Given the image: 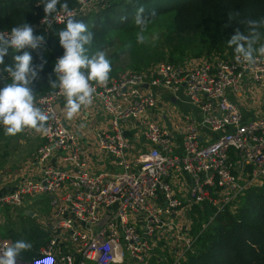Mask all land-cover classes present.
Listing matches in <instances>:
<instances>
[{"label":"built area","instance_id":"1","mask_svg":"<svg viewBox=\"0 0 264 264\" xmlns=\"http://www.w3.org/2000/svg\"><path fill=\"white\" fill-rule=\"evenodd\" d=\"M105 1L79 0L70 9L77 17ZM202 56L125 70L104 86L92 82V102L110 117L94 142L114 156L113 171L87 168L86 146L65 121L59 89L36 98L50 117L47 130L31 168L0 171V216L27 195L50 193L51 237L17 264H175L196 239L193 206L207 200L220 209L264 180V57L248 65L226 52ZM157 88L194 108L180 112L172 127L158 123L149 113ZM128 120L144 124L149 143L134 159L123 132ZM55 152L68 165L47 164ZM10 244L0 235V248Z\"/></svg>","mask_w":264,"mask_h":264},{"label":"trees","instance_id":"2","mask_svg":"<svg viewBox=\"0 0 264 264\" xmlns=\"http://www.w3.org/2000/svg\"><path fill=\"white\" fill-rule=\"evenodd\" d=\"M64 2L69 8H74L79 0H61V3ZM140 5L144 6L146 13H155L152 18L168 11L172 12V16L168 28L159 36V47L156 41L153 44L146 40L142 44L137 43L136 39L127 42L126 50L134 59L130 68L135 70L161 60L177 63L187 52L208 57L224 52L235 54L227 45L228 39L237 29L247 34V20L264 19V0H107L94 11L77 16L94 33L92 44L86 46L87 54L110 49L114 44L112 37L123 34L125 30L132 32L136 29L134 19ZM57 7L59 9V5ZM43 8L40 0H0V30H11L26 23L33 27L35 35L45 38L38 49L25 48L16 53L9 48L4 63L0 64V87L11 82L5 69L13 64V56L28 51L33 57V65H43L42 69H38V78L31 84L36 98L55 90L49 80L57 79L53 71L56 57L64 52L58 36L64 25L59 22L41 23L45 16ZM258 31L261 38L257 47L264 43V24ZM121 46L122 42L117 48ZM116 50L113 56L117 55ZM112 64L113 61L109 78L122 69H116ZM193 207L191 233L196 235V239L186 257L178 259L175 264H264V180L260 185L247 187L230 205L220 209L207 200ZM211 215L212 219L208 220ZM33 230H37L34 224L25 226L19 234L11 237L12 244L25 240V237L32 239ZM32 246L34 248L21 256L35 255L37 244Z\"/></svg>","mask_w":264,"mask_h":264},{"label":"clouds","instance_id":"3","mask_svg":"<svg viewBox=\"0 0 264 264\" xmlns=\"http://www.w3.org/2000/svg\"><path fill=\"white\" fill-rule=\"evenodd\" d=\"M44 5L45 16L43 23L55 15V20L64 25L58 31L59 44L64 49L54 65L56 80H49L52 89H59L65 99V118L71 120L82 107L86 108L92 103L96 88L92 85L104 86L109 81L111 61L104 51H97L88 55V48L94 39V33L82 20L77 19L67 2L61 0H40ZM59 5V9L58 6ZM62 11L63 15L58 13ZM154 12H147L143 5L136 9L134 23L139 31L136 33L137 43L145 42V31L151 22ZM244 21H242L243 23ZM248 32L245 34L239 29L227 41L235 53L237 62L248 65L255 64L257 56L264 57V43L260 41L259 27L264 19L259 21L249 19L246 21ZM42 35H35L31 25L22 23L13 27L9 32L0 31V64L9 48L20 53L25 48L38 49L44 44ZM33 57L28 51L13 56V64L5 71L11 78L10 83L0 87V126L4 127L5 134L15 136L25 128L37 132L46 131L49 115L37 106L36 96L31 84L38 78V69L43 65H33ZM31 242L23 239L0 248V264H17V259L23 252L30 251Z\"/></svg>","mask_w":264,"mask_h":264},{"label":"crops","instance_id":"4","mask_svg":"<svg viewBox=\"0 0 264 264\" xmlns=\"http://www.w3.org/2000/svg\"><path fill=\"white\" fill-rule=\"evenodd\" d=\"M201 57L203 56H197V58ZM156 94L157 106L154 109H150L149 113L151 117L155 118L158 123L164 126L172 127L173 122L177 120L180 112H189L194 108L187 102L179 103L166 90L157 88ZM240 106L242 108V111H244V106L242 104H240ZM248 114L249 111H244L245 116H247ZM65 121L69 128L74 131L76 137H79L80 140L83 141L86 146L88 163L87 168L91 172H96L100 170L113 171L115 169L114 156L111 153L99 150L94 142V137H96L97 131L101 129H106L108 123L110 122L109 115L106 114L97 103L92 102L88 107H82L81 110L71 120L65 118ZM29 130L33 133H37L36 136L42 137L43 141V136H41V132H37L34 129ZM143 131L144 124L139 120L123 121V132L125 135V139L128 143L127 155L129 159H134L137 155L149 148V143L145 140ZM173 139L174 142L181 141V137H178L177 133H174ZM205 141L206 140H203V142ZM177 148H180V144L177 146ZM60 157V153L55 152L48 159H46V163L51 164L53 166L68 165V163L62 161ZM24 201L23 203H25ZM37 207L38 204L35 205V208ZM26 210H31L33 211V216L36 215L35 209L27 207L25 209V213ZM13 211L15 210L8 209L6 210V212L2 213V215L0 216V222L5 218L6 215H8V213L11 214ZM51 211L52 208L47 214H45V216L39 218L35 217V227L37 230H33L34 232L32 231V238H37V243L39 244V247L45 244L48 241L49 237H51V226L49 225V219H47ZM39 222L41 223V225L39 224ZM44 222L45 225H43ZM37 233H39L40 237ZM162 236L165 235L163 234ZM158 244L162 245V247L160 246L159 248L165 249L164 241L162 239L159 241Z\"/></svg>","mask_w":264,"mask_h":264},{"label":"rangeland","instance_id":"5","mask_svg":"<svg viewBox=\"0 0 264 264\" xmlns=\"http://www.w3.org/2000/svg\"><path fill=\"white\" fill-rule=\"evenodd\" d=\"M166 3L164 5H166ZM93 9L87 12L94 11ZM171 16L172 12L168 11L157 14V16L152 18L150 24L148 25L145 31V40L147 42H151L152 44L154 43L153 41H156V43L160 42L161 38L159 36L163 31L166 30V28H168V24L171 21ZM135 28L136 29H134L132 32L131 30H125L123 34H116L114 37H112V40L114 42L113 46H111L110 49L103 50L106 53V56L110 59V61H113L112 65H114L116 69L122 68L119 70L118 74L125 70L134 69L130 68V66H132L134 63V59H132L133 56L131 55V53H129V51L126 50V48L128 45V41L130 42L133 39H136V33L139 31V29L137 27ZM114 32L115 30L112 31L111 34H113ZM121 42V48H117V45ZM157 47H159V43ZM115 49H117L116 51L118 53L116 56H113L112 54ZM188 56L196 55L192 54L191 52H187L179 60V62L182 61L184 58H187ZM29 129L31 128H25L22 132L16 134L15 136H9L5 134L4 127L2 126V129L0 131V171H26L27 169L32 167L37 149L42 143V137H37V133L31 132ZM261 183L253 185H260ZM50 199L51 194L47 192L37 193L33 196L27 195L24 201L25 203L18 207H12L15 211H13L11 214L7 212L8 215H6L5 218L0 222V235L5 238H9L12 242L11 237H14L13 235L19 234L18 232L22 231L25 226H28L31 223H34L35 225V217L39 218L45 216V214L49 212V210L52 208L50 205ZM36 204H38L37 208H35ZM27 207L35 209L36 215H27L25 213V209ZM8 209H11V206H8L6 208V210ZM3 212H5V210ZM193 213L194 207H192L188 212V217L193 219ZM28 229L29 227H27L26 230ZM10 230L11 232H5ZM37 234L40 237L39 233ZM25 241L31 242L32 245L37 244L36 253L38 252L39 244L37 243V238L33 237L32 239H28L27 237H25ZM161 244L159 245L162 247Z\"/></svg>","mask_w":264,"mask_h":264},{"label":"water","instance_id":"6","mask_svg":"<svg viewBox=\"0 0 264 264\" xmlns=\"http://www.w3.org/2000/svg\"><path fill=\"white\" fill-rule=\"evenodd\" d=\"M26 213L28 214V215H33V211H31V210H26Z\"/></svg>","mask_w":264,"mask_h":264}]
</instances>
